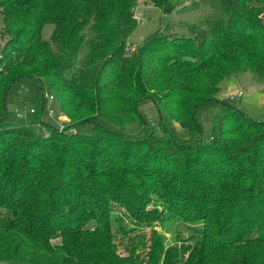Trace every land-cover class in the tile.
Segmentation results:
<instances>
[{
    "label": "trees",
    "instance_id": "16d2710c",
    "mask_svg": "<svg viewBox=\"0 0 264 264\" xmlns=\"http://www.w3.org/2000/svg\"><path fill=\"white\" fill-rule=\"evenodd\" d=\"M143 2L164 14L177 5ZM219 2L224 19L189 36L158 28L130 52L138 0H0V263L264 264V119L224 106L194 145L99 123H145L150 99L192 132L224 78L264 81V0ZM20 79L48 82L62 129L7 123ZM84 123L91 134L69 130Z\"/></svg>",
    "mask_w": 264,
    "mask_h": 264
},
{
    "label": "rangeland",
    "instance_id": "374dc122",
    "mask_svg": "<svg viewBox=\"0 0 264 264\" xmlns=\"http://www.w3.org/2000/svg\"><path fill=\"white\" fill-rule=\"evenodd\" d=\"M135 14L138 16V20L134 19L136 25L127 40V50L130 52L136 49L150 33L158 28L164 30L167 26L168 29H173L178 34L189 36L191 26H199L205 20L224 19L226 17L219 0H177V5L169 14L162 13L159 8L151 3L146 4L143 0H138V8ZM52 28L53 26L50 24L44 26L42 36L45 39H49ZM86 33L88 36L79 58H82L88 49L91 36L88 30H86ZM238 90L243 91L242 96L235 97V99L228 97ZM50 96H53V92L46 80H43L42 83L29 79L16 81L11 86L5 100L7 123L14 126L33 125L41 131H44L40 125L41 122L58 127L59 112L57 104L54 99H50ZM42 98L43 111L41 117L38 118L30 113V108L35 107L36 101L41 103ZM224 106L236 107L254 119H264V81L257 80L251 72L229 75L224 78L220 83V90L216 95V99L208 102L199 110L197 114L199 128L192 132L181 128L163 107L155 104L150 99L142 100L139 104V112L145 123L134 120L126 123L123 129L104 119H99V123L110 130L122 132L129 137L144 136L149 127L158 135L168 132L186 143L194 145L207 143L210 140L212 120ZM17 110L21 111L22 117H19ZM69 130L91 134L93 127L90 123H84ZM156 229L163 233L169 242L173 240L172 233L162 231L158 227ZM189 235V230L184 225L179 224L176 237L185 239Z\"/></svg>",
    "mask_w": 264,
    "mask_h": 264
},
{
    "label": "built area",
    "instance_id": "2783aa9c",
    "mask_svg": "<svg viewBox=\"0 0 264 264\" xmlns=\"http://www.w3.org/2000/svg\"><path fill=\"white\" fill-rule=\"evenodd\" d=\"M133 18L135 20H138V16L137 15H135ZM242 95H243V91L242 90H238L237 92L230 94L228 97L230 99H235V97H239V96H242ZM50 99L52 100L53 96H50ZM33 111H34L33 108H30V113H32ZM17 112H18L19 117H22L21 111L17 110Z\"/></svg>",
    "mask_w": 264,
    "mask_h": 264
},
{
    "label": "crops",
    "instance_id": "0c3cea01",
    "mask_svg": "<svg viewBox=\"0 0 264 264\" xmlns=\"http://www.w3.org/2000/svg\"><path fill=\"white\" fill-rule=\"evenodd\" d=\"M57 109H58V105H57ZM66 123H67V118H66V116H64L63 114H61V113L59 112V120H58V124H59V126H58V128H60V127H62V126H65Z\"/></svg>",
    "mask_w": 264,
    "mask_h": 264
}]
</instances>
